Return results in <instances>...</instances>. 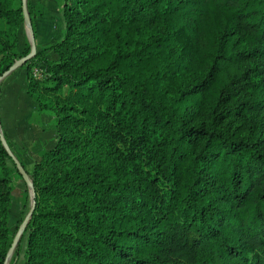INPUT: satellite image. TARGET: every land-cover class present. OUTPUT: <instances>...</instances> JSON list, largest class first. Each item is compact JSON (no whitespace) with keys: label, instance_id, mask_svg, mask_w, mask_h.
<instances>
[{"label":"trees","instance_id":"obj_1","mask_svg":"<svg viewBox=\"0 0 264 264\" xmlns=\"http://www.w3.org/2000/svg\"><path fill=\"white\" fill-rule=\"evenodd\" d=\"M63 13L64 36L23 64L58 130L29 171L24 264H264V0H64ZM24 20L23 0H0V76L31 49L17 50ZM0 128L12 148L1 115ZM8 158L0 136V264Z\"/></svg>","mask_w":264,"mask_h":264},{"label":"crops","instance_id":"obj_2","mask_svg":"<svg viewBox=\"0 0 264 264\" xmlns=\"http://www.w3.org/2000/svg\"><path fill=\"white\" fill-rule=\"evenodd\" d=\"M27 1L30 2L34 13L32 14L37 50L59 41L65 34L66 24L65 18L58 15V7L52 6L50 0ZM60 5L63 11L64 1ZM29 14L32 15L30 12ZM30 38L29 26L24 21L18 29V52L25 49ZM45 56L50 60L59 58L54 49H46ZM28 82L27 68L24 65L5 73L0 82V115L12 141L13 151L29 172L34 163L41 158L42 152L54 147L58 130L54 115L47 111H39L37 102L28 93ZM10 98L15 107L12 113L6 106V101ZM16 181L20 186L19 180Z\"/></svg>","mask_w":264,"mask_h":264},{"label":"rangeland","instance_id":"obj_3","mask_svg":"<svg viewBox=\"0 0 264 264\" xmlns=\"http://www.w3.org/2000/svg\"><path fill=\"white\" fill-rule=\"evenodd\" d=\"M50 1H51V4H53L52 6L58 7L57 8L58 15H62V17L64 19L63 11H62V8L60 5V3H62L64 0H50ZM29 42L31 44V38H30ZM31 48H32V46H31ZM30 51H31V49H30ZM27 54H25V55H27ZM25 55H23V56H25ZM18 58H20V57H18ZM4 67H5V65H4ZM4 75H5V73L0 76V82H1V79L3 78ZM6 106L8 107V111L10 110V113H12V111L15 109V107L13 105L12 98L7 99ZM4 109H5V106H4ZM8 164L10 165V168H11V178H12V186H13L12 194H11V201H10V209H9L10 210L9 226H10L11 230L13 232H15V234H16L19 231L21 223L27 217V215L31 209L30 207L32 204V199H33L32 188L29 185H26V183L24 182L26 180H25L22 172L20 171L18 165L16 163H14L10 158H8ZM16 179L19 180V182L21 184L20 186L17 185ZM20 217H21V220H20ZM27 224H28V221L26 223L24 230L22 231V233L20 235L18 242L14 246V248H13V250L9 256H8V252H7V257L5 259L4 264H24L25 254H26V249H27L28 234H29V231L26 230ZM15 234L13 235L12 242L14 240ZM11 245H12V243H11ZM11 245H10V247H11ZM10 247H9V249H10ZM9 249H8V251H9Z\"/></svg>","mask_w":264,"mask_h":264},{"label":"water","instance_id":"obj_4","mask_svg":"<svg viewBox=\"0 0 264 264\" xmlns=\"http://www.w3.org/2000/svg\"><path fill=\"white\" fill-rule=\"evenodd\" d=\"M23 11H24V15H25V20L24 21L29 26L30 37H31V46H32V48H31V51L27 55L22 56V57L16 59L14 61V63L4 73H7V72H9V71L17 68L18 66L23 65L37 51L36 37H35V32H34L33 26L31 24V17H30L28 8H27V0H23ZM0 136H1V139H2L3 143L5 144L6 148L8 149L10 155L12 156V158L14 159V161L16 162V164L18 165L20 171L22 172V174H23L26 182L32 188V179H31L30 174L28 173V171L26 170V168L24 167V165L21 163V161L19 160V158L16 156V154L14 153V151L12 150V148L9 146V144H8L6 138H5V135L3 134V132H2L1 129H0ZM33 208H34V205L31 207V209H30L27 217L21 223L20 228H19V231L15 234V237H14V240L12 242V245H11L9 251H8V256L11 254L14 246L18 242V240L20 238V235H21L22 231L24 230V228L26 226V223H27V221L30 218V215L32 214Z\"/></svg>","mask_w":264,"mask_h":264},{"label":"built area","instance_id":"obj_5","mask_svg":"<svg viewBox=\"0 0 264 264\" xmlns=\"http://www.w3.org/2000/svg\"><path fill=\"white\" fill-rule=\"evenodd\" d=\"M34 74H35L37 77H42V76H43V70H42L41 68L34 67Z\"/></svg>","mask_w":264,"mask_h":264}]
</instances>
